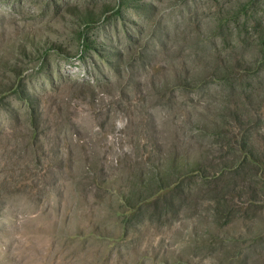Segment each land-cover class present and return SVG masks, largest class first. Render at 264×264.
<instances>
[{
	"label": "rangeland",
	"instance_id": "obj_1",
	"mask_svg": "<svg viewBox=\"0 0 264 264\" xmlns=\"http://www.w3.org/2000/svg\"><path fill=\"white\" fill-rule=\"evenodd\" d=\"M0 264H264V0H0Z\"/></svg>",
	"mask_w": 264,
	"mask_h": 264
}]
</instances>
